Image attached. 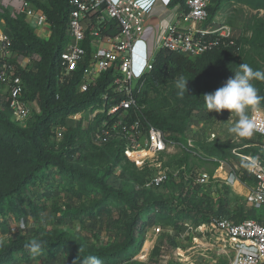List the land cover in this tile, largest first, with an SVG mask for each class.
Masks as SVG:
<instances>
[{
    "label": "trees",
    "instance_id": "16d2710c",
    "mask_svg": "<svg viewBox=\"0 0 264 264\" xmlns=\"http://www.w3.org/2000/svg\"><path fill=\"white\" fill-rule=\"evenodd\" d=\"M186 0H169V8L179 6L182 12H186ZM45 15L50 27L48 39L39 38L33 28L28 25L22 15L10 14L5 11L2 14L4 20L3 31L11 39V48L19 56L32 57L38 60L32 63L31 68H18V75L23 86L22 99L28 104L38 100L39 113L31 110V117L25 126H18L11 120V114L6 105L0 107V231L6 232L7 224L17 222L23 216H31L37 219L39 212L44 206L41 197L46 193L44 183L47 181L49 170H59L68 176L78 175L91 183L92 187L98 188L103 197L95 205L81 206L79 208L65 205L55 209L60 218L83 220L94 217L100 212H110V204L124 201L132 207L136 203L88 173H77L66 160L82 153L83 149L104 153L108 157L121 158L126 163L133 165L123 155L124 144L122 141H109L96 143L93 133L103 118L97 115L92 124L85 129H80L79 123L71 132H67L61 140H57L54 129L63 124L65 118L79 113L89 106L96 104L97 96L102 92L106 80L102 79L99 85L85 93L78 90L81 79L79 67L73 75L62 83H58L60 53L69 41L67 23L71 11L69 0H32ZM238 5L247 6L253 10H264V0H211L208 11V22H211L224 6ZM114 22H110L112 25ZM229 26L231 18L227 19ZM235 47H218L196 58H189L177 53L165 50L157 51L152 69L144 76V83L136 95L137 105L143 107L142 116L145 121L159 129L169 142L184 140L175 135H182L188 125L193 112L206 108L203 95L214 92L221 87L228 78L236 71V62L243 57L248 50L253 54L263 55L264 52V20L257 19L254 23L251 38H239ZM253 56L243 58L250 60ZM180 76L186 77L188 82V95H177L174 81ZM1 87V85H0ZM2 88V87H1ZM264 107V101L258 106ZM133 118L132 110L127 111ZM258 138L257 144L261 146L262 139ZM58 145V146H56ZM58 147V149H56ZM200 152L205 158L221 157L220 152L204 149ZM218 154V155H216ZM249 154V153H244ZM171 160V158H169ZM147 167V166H143ZM142 167V168H143ZM240 174V180L253 179L240 168L236 174ZM195 187L201 196L208 201H215L217 209H206L202 201L195 202L194 198L182 200V204L173 206L165 200H154L146 206L139 208L135 216L129 220L126 229V247L119 248L117 252H102L86 250L79 243L65 237L55 240L51 238L39 239L43 242L41 254L35 258L51 259L60 250H70L73 259H77L79 249L81 256L96 255L108 264L115 263L114 256L124 257L117 260L119 264L130 259L142 244L143 236L148 227L154 223L169 227L175 231L182 230L185 221L194 226L208 221L210 217H221L227 214L226 207L229 187L222 183L218 187L216 197L210 195V191L203 192L202 187ZM217 201V202H216ZM180 210L178 213L176 210ZM148 220L149 225L141 224V220ZM242 222V221H241ZM259 222V221H257ZM239 223V222H237ZM261 223V222H259ZM263 224V223H261ZM264 225V224H263ZM29 240L17 239L0 249V264H14L18 261L31 262L33 258L25 244ZM176 243L171 244V249ZM128 249H132L129 251ZM124 260V261H123Z\"/></svg>",
    "mask_w": 264,
    "mask_h": 264
},
{
    "label": "built area",
    "instance_id": "2783aa9c",
    "mask_svg": "<svg viewBox=\"0 0 264 264\" xmlns=\"http://www.w3.org/2000/svg\"><path fill=\"white\" fill-rule=\"evenodd\" d=\"M157 2L168 8V0H69V41L60 53L59 84L79 67L80 93L97 87L102 79L107 81L97 96L98 102L74 115L85 119L86 127L97 115L103 116L93 133L94 141L98 144L122 141L124 157L137 167L153 165L163 154L179 146L167 141L159 129L148 124L141 114L143 107L137 105L136 95L144 76L152 69L155 56L150 53L165 50L196 58L218 47L240 48L231 26L217 18L208 22L207 8L211 0H186V12L177 6V21H163L161 31L152 38L153 46H148L145 34L146 30H152L153 34L149 21ZM5 11L22 15L41 39H48L50 27L46 15L32 0H0V85L3 89L0 107L6 105L11 120L22 127L31 117V106L22 99L23 86L18 75L21 66L17 64L21 56L13 52L11 39L3 31ZM179 20H184L187 26H179ZM129 110L134 113L131 120ZM85 112L88 114L84 117ZM250 118L255 124L253 133L261 137L260 147L264 151V110L252 111ZM54 131L59 139L61 131ZM241 158L253 181H241L236 171L228 173L227 180L222 181L217 170H224V162L213 159L218 163L216 171L211 176L199 175L195 183L203 192H207L205 188L209 183L214 184L210 193L216 195L222 183L231 185L236 181L246 187L243 197L246 204L264 206V161L249 155H241ZM167 179L166 172H158L144 186L159 187ZM184 228L191 233L217 235L219 241L233 251L231 264H264V225L255 220L233 223L224 217H210L195 228L184 223Z\"/></svg>",
    "mask_w": 264,
    "mask_h": 264
},
{
    "label": "rangeland",
    "instance_id": "374dc122",
    "mask_svg": "<svg viewBox=\"0 0 264 264\" xmlns=\"http://www.w3.org/2000/svg\"><path fill=\"white\" fill-rule=\"evenodd\" d=\"M216 17H218L219 22L224 23H227V19L230 17L232 21L230 26L233 29L234 37L236 39L246 37L249 40L256 20H264V10L257 11L247 6L226 4ZM156 53L157 51H153L150 55L155 56ZM249 56H253V58L250 60L243 59ZM35 60H38L35 56L30 58L21 56L19 59L17 58V64L21 68L29 69ZM241 63L249 64L254 70H264V52L263 55H257L248 50L236 62V71ZM253 83L259 89V95L264 96V82L253 81ZM2 92L3 89L0 87V100ZM30 106L32 112L39 113L37 99L33 100ZM256 110H264V107H258ZM256 110H250L249 116L252 111ZM87 114L88 112H85L83 116L85 117ZM229 116L230 113L227 111L222 114L208 113L206 108L193 112L182 135H175L177 138L183 139L185 144L181 145L179 142H175L179 146L163 154L153 165L146 164L144 166L147 167L143 168L128 164L121 158L116 159L108 157L104 153L83 149L82 153L66 160V162L71 164L78 174L93 175L102 179L114 190L124 193L128 199L136 203V207H132L124 201H120L118 204L112 202L109 213L100 212L94 217L83 220L78 218L61 219L60 214L55 209L65 205L74 208L92 206L100 201L103 194L98 188L92 187L91 183L87 184V181L81 176H68L59 170H49L51 173L43 184L44 189H41L46 193L41 197L44 206L37 219H33L31 216H23L17 222L8 223L6 232L0 231V249L17 239L30 241L32 238H51L55 240L59 237H65L79 243L86 250L118 252L119 248L126 247V229L129 220L135 216L139 208L146 206L151 201L165 200L173 206H178V204H182L183 199L189 200L193 197L195 202L202 201V204L206 205V209L210 206L215 211L218 203L216 205L215 201L206 200L204 196L199 194L193 183L201 174L211 176L214 173L218 163L213 159L224 162L223 169L226 174L231 171L237 173L240 168L245 167L241 155L255 156L264 161V151L257 144L258 138L255 133L249 137L240 138L227 132V128L237 119L233 116L229 120ZM78 124L80 129L86 128L85 119L80 116L72 115L65 118L63 124L56 128L61 131L62 135L57 140H61L67 132H71ZM206 148L220 152L221 157L205 158L200 152H204L203 150ZM162 171L168 175V179L162 185L151 188L144 186L153 174ZM237 175L240 177L239 173ZM233 183L239 185L236 181ZM213 185L209 183L205 190L211 191ZM235 187L237 189L238 186ZM245 194L244 189L240 194L234 188L224 193L229 204L226 207L227 214L221 215V217L233 223L251 219L264 224V206L246 204L243 198ZM210 195L216 197L212 193ZM176 211L180 212L179 209ZM149 223L146 217L141 220V224L149 225ZM176 232L169 227L161 226L159 223L150 225L145 231L140 249L130 259L123 260L124 262L119 264H165V260L168 264L166 257L169 258L174 253L171 244L176 243L178 245L184 240ZM149 244H152L151 247L154 246L151 252ZM128 250L131 251L132 249ZM114 257V260H121L120 258L124 257V254ZM74 260L72 252L63 249L51 259L42 256L29 263L18 261L14 264H72ZM116 261L112 264H117ZM104 264L108 263L104 262Z\"/></svg>",
    "mask_w": 264,
    "mask_h": 264
},
{
    "label": "clouds",
    "instance_id": "9594fccd",
    "mask_svg": "<svg viewBox=\"0 0 264 264\" xmlns=\"http://www.w3.org/2000/svg\"><path fill=\"white\" fill-rule=\"evenodd\" d=\"M253 81L264 82V70H254L249 64L241 63L234 75L228 78L221 87L202 96L208 113L222 114L227 111L230 113L229 120L233 116L237 118L227 128L230 135L246 138L251 136L255 130V124L249 116V111L256 110L264 101V96L259 95V89ZM188 82L189 80L184 76L174 81L178 96L188 95ZM43 246V242L36 238H32L25 244V248L33 258L41 254ZM81 251L80 248L78 257L72 264H104L103 260L96 255L81 256Z\"/></svg>",
    "mask_w": 264,
    "mask_h": 264
},
{
    "label": "crops",
    "instance_id": "0c3cea01",
    "mask_svg": "<svg viewBox=\"0 0 264 264\" xmlns=\"http://www.w3.org/2000/svg\"><path fill=\"white\" fill-rule=\"evenodd\" d=\"M178 12L179 8H177V6L174 8H169V6L168 8H164L159 2H157L151 13V20L149 21L150 26L153 28V34L151 32L152 30H146L145 34L147 37L148 46H153L154 35L156 34V32L161 31V27L164 24L162 22L170 21L174 23L175 21H177L176 16H178ZM215 18L218 19V17ZM177 24L181 27L187 26V23L184 20H179ZM217 172H219L222 180L226 179L227 174L224 170H217ZM237 183L239 184L235 185L238 186L237 189L234 186V183H232L231 185H227L229 187V190H233L234 188V190L240 194L243 192V189L246 191L245 186L241 185L239 182ZM185 223H188V225L193 228L196 227L187 220L185 221ZM191 232L192 231H187L184 227L180 232H176L177 234H179V236L181 235L184 240L181 243L179 242L178 245L176 244V247H174L172 250L174 251V253L169 258L166 257V259H168V264H231L233 251L225 244H222L219 241L217 235L207 232ZM151 246L152 244L150 245V252L154 247ZM164 263L166 264V260L164 261Z\"/></svg>",
    "mask_w": 264,
    "mask_h": 264
},
{
    "label": "bare ground",
    "instance_id": "6f19581e",
    "mask_svg": "<svg viewBox=\"0 0 264 264\" xmlns=\"http://www.w3.org/2000/svg\"><path fill=\"white\" fill-rule=\"evenodd\" d=\"M235 185H237V184H235ZM235 185H234V186H235ZM145 245H146V244H145Z\"/></svg>",
    "mask_w": 264,
    "mask_h": 264
}]
</instances>
